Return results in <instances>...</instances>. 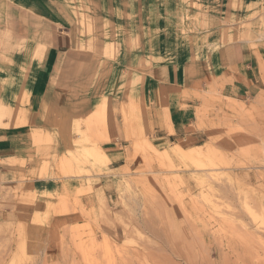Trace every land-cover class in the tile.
<instances>
[{"label":"crops","instance_id":"crops-1","mask_svg":"<svg viewBox=\"0 0 264 264\" xmlns=\"http://www.w3.org/2000/svg\"><path fill=\"white\" fill-rule=\"evenodd\" d=\"M261 96L264 0H0V178L34 194L22 219L115 192L135 166L131 123L162 151L196 140L205 108ZM97 113L106 162L63 175L60 159L90 147L75 143Z\"/></svg>","mask_w":264,"mask_h":264},{"label":"rangeland","instance_id":"rangeland-1","mask_svg":"<svg viewBox=\"0 0 264 264\" xmlns=\"http://www.w3.org/2000/svg\"><path fill=\"white\" fill-rule=\"evenodd\" d=\"M130 125L127 161L135 166L117 175L115 192L96 193L92 208L62 203L22 219L16 210L29 208L34 194L0 178V264H264V96L205 108L193 129L198 138L162 151ZM95 126L75 143L89 149L60 159L70 160L63 159V175H88L106 162ZM178 148L199 152L201 163ZM164 151L171 164L159 160Z\"/></svg>","mask_w":264,"mask_h":264},{"label":"bare ground","instance_id":"bare-ground-1","mask_svg":"<svg viewBox=\"0 0 264 264\" xmlns=\"http://www.w3.org/2000/svg\"><path fill=\"white\" fill-rule=\"evenodd\" d=\"M104 104V103H103ZM124 104V103H123ZM122 107V112L124 113V117H126V115H127V113H126V104L125 105H121ZM102 109V108H101ZM103 110V109H102ZM121 112V113H122ZM11 113V112H10ZM101 114H103V111H102V113ZM101 114H96V115H91L90 117H89V119H88V121H87V123H88V125L91 127V128H93L94 129V127H96L95 126V124H97V122L99 123V125H101V129H102V131H103V133H105L104 132V114L103 115H101ZM8 116V108H6V107H4L3 105H1L0 104V126H1V122L3 121V119L4 118H6ZM9 117H11V116H9ZM12 119V118H11ZM16 122V121H15ZM3 126V125H2ZM39 135V134H38ZM149 149L150 150H155L154 148H152L151 146H149ZM179 149V148H178ZM176 150V149H175ZM178 151V153H180L181 155H182V157L184 158V159H186L188 162H190V163H192L193 165L194 164H198V163H201V159H200V153L199 152H194V153H191V154H185L184 152H183V150L182 149H179V150H177ZM176 153V152H175ZM177 154V153H176ZM178 155V154H177ZM173 156V155H172ZM172 156H171V154L168 152V151H164L163 153H161L160 154V157H159V160L161 161V162H166V163H170L171 164V161H172ZM179 156V155H178ZM202 156V155H201ZM181 160V159H180ZM69 164V163H68ZM199 165V164H198ZM201 167V166H200ZM70 169V168H69ZM262 207V206H261ZM260 207V208H261ZM248 210H250V209H248ZM248 243V242H247ZM250 257V256H249ZM240 259V258H239ZM245 258H243V260H244ZM251 259H252V257H251ZM238 259H236V261H237ZM259 260V259H258ZM151 261V260H150ZM238 261H240V260H238ZM249 261V260H248ZM251 261V260H250ZM200 262V261H199ZM201 262H203V261H201ZM243 262V261H242ZM151 263H155L154 261L152 262L151 261ZM251 263V262H250ZM218 264V263H217ZM258 264H260V263H258Z\"/></svg>","mask_w":264,"mask_h":264}]
</instances>
